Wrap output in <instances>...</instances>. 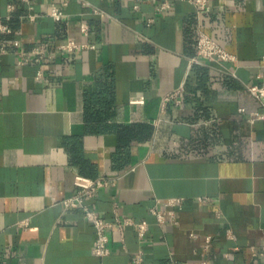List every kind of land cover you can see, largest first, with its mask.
I'll return each instance as SVG.
<instances>
[{
    "label": "crops",
    "instance_id": "obj_1",
    "mask_svg": "<svg viewBox=\"0 0 264 264\" xmlns=\"http://www.w3.org/2000/svg\"><path fill=\"white\" fill-rule=\"evenodd\" d=\"M156 4L0 0V264H136L140 251L141 264H264L263 106L248 90L264 73V0ZM200 30L236 60H193ZM71 39L95 48L62 51ZM41 44L44 58L18 64ZM78 174L113 180L86 202L147 221L144 235L115 226L96 255L93 224L63 203ZM173 197L159 223L151 208Z\"/></svg>",
    "mask_w": 264,
    "mask_h": 264
},
{
    "label": "built area",
    "instance_id": "obj_2",
    "mask_svg": "<svg viewBox=\"0 0 264 264\" xmlns=\"http://www.w3.org/2000/svg\"><path fill=\"white\" fill-rule=\"evenodd\" d=\"M29 2V0H24ZM157 4L155 6L156 13L164 12L172 7V0H153ZM191 3L198 13L203 12L212 0H186ZM32 9L31 6H29ZM135 9L139 8V4L135 3L133 5ZM14 5H9V11L14 10ZM95 12H100L98 9H94ZM51 17L54 19H61L63 16V11L58 7L53 6L50 12ZM11 15H7L9 18ZM28 17L35 19L33 13H29ZM153 18L148 19V23L153 22ZM11 29L4 23L0 22V32H10ZM82 31L84 33L88 32V26L86 24L82 25ZM13 43L19 45V40L14 39ZM197 58L193 60H204V61H220V62H230L236 60V55L228 51L223 47L217 40H215L211 35H209L204 30H200L197 38ZM59 48L64 52H74L78 49L84 48H95L94 44L80 43L73 39L60 43ZM0 52H6L4 46L0 47ZM46 55V49L43 44L37 45L30 51L19 49L17 51V62L19 65H23L34 60H39L44 58ZM42 75V72H39ZM259 83L248 86V90L256 97L263 106V111L255 113V118L264 121V73L258 75ZM182 89L178 88L174 91L165 95L162 99V104L165 107L169 102L175 101L180 103L182 101L181 97ZM132 103H144V98L142 96L138 98H132ZM244 110V109H242ZM114 184V181L107 177L91 178L84 175H76L74 179V186L76 187L75 193L64 199L63 203L66 208H79L84 213L85 217L93 224L95 229V239L93 245V252L98 256H106L110 253L109 243H110V230L117 226L120 230H123L126 226H134L138 235L143 236L147 230V221L135 222L131 218H122L117 212L114 220H107L103 218L100 213L90 206L86 200L95 196L98 190L101 188ZM184 199L182 197H173L166 200L165 210L160 207L159 204H155L151 208V213L157 218L159 223H164L166 219V213L171 216L175 215L173 207L180 205ZM200 202H208L210 199L208 197H199ZM159 202V201H158ZM117 206V205H116ZM117 208V207H116ZM22 227L28 226V221L24 220L19 223ZM211 237L207 238V246H210ZM143 261V253L140 251L134 258L136 264H141Z\"/></svg>",
    "mask_w": 264,
    "mask_h": 264
}]
</instances>
